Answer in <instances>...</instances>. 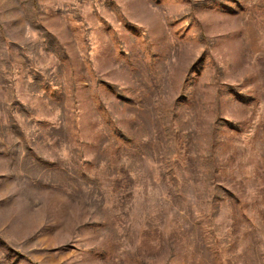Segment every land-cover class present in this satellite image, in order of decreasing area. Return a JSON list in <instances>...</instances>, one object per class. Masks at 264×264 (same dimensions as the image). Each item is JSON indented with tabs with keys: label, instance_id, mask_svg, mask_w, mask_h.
<instances>
[{
	"label": "rangeland",
	"instance_id": "rangeland-1",
	"mask_svg": "<svg viewBox=\"0 0 264 264\" xmlns=\"http://www.w3.org/2000/svg\"><path fill=\"white\" fill-rule=\"evenodd\" d=\"M0 264H264V0H0Z\"/></svg>",
	"mask_w": 264,
	"mask_h": 264
}]
</instances>
